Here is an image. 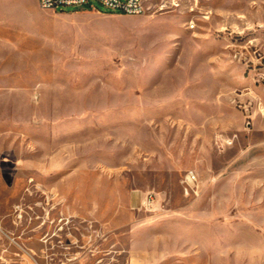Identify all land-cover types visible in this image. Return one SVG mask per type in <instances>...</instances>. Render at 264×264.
I'll use <instances>...</instances> for the list:
<instances>
[{
  "label": "rangeland",
  "instance_id": "1",
  "mask_svg": "<svg viewBox=\"0 0 264 264\" xmlns=\"http://www.w3.org/2000/svg\"><path fill=\"white\" fill-rule=\"evenodd\" d=\"M29 6L0 23V264H264V0Z\"/></svg>",
  "mask_w": 264,
  "mask_h": 264
},
{
  "label": "built area",
  "instance_id": "2",
  "mask_svg": "<svg viewBox=\"0 0 264 264\" xmlns=\"http://www.w3.org/2000/svg\"><path fill=\"white\" fill-rule=\"evenodd\" d=\"M102 6L109 8L112 12L141 15L149 11L162 9L169 5L178 6L179 0H97ZM89 3V0H38L42 9H64L66 7H83ZM96 8V7H94ZM99 9V8H96ZM101 10V9H100ZM233 139H226L225 143L231 145ZM189 182H195L197 175L191 171L187 177ZM152 195L148 196V202L151 203ZM33 257V256H32ZM33 259L38 262L35 257Z\"/></svg>",
  "mask_w": 264,
  "mask_h": 264
},
{
  "label": "crops",
  "instance_id": "3",
  "mask_svg": "<svg viewBox=\"0 0 264 264\" xmlns=\"http://www.w3.org/2000/svg\"><path fill=\"white\" fill-rule=\"evenodd\" d=\"M34 0H0V23H29L34 22L35 17L31 14L32 10L29 6V3H32ZM38 1V0H37ZM17 7L21 8L23 11L17 10ZM24 7V8H23ZM20 12V13H18ZM139 195L133 193L130 198L131 202L137 200ZM205 242V247H213L215 242L213 240H201ZM199 243V240H197ZM226 243V242H222ZM220 246H226V244H221ZM214 253L213 249H207L203 252L206 255V259L212 256ZM179 259V258H178ZM182 259V258H181ZM178 264V263H177Z\"/></svg>",
  "mask_w": 264,
  "mask_h": 264
}]
</instances>
